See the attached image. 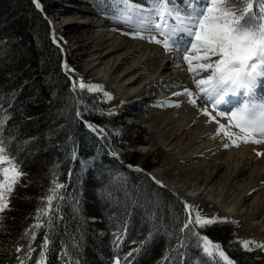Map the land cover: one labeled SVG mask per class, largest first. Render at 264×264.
Here are the masks:
<instances>
[{"label": "trees", "instance_id": "16d2710c", "mask_svg": "<svg viewBox=\"0 0 264 264\" xmlns=\"http://www.w3.org/2000/svg\"><path fill=\"white\" fill-rule=\"evenodd\" d=\"M261 2L254 0V11ZM97 3L92 0L99 8ZM16 7L22 21L0 20V120H5V145L25 175L10 194L9 209L0 214L5 218L0 222V264H16L14 257L23 259L29 244L34 251L26 264L38 261L40 251L44 264H114L117 257L129 264H224L218 255L205 257L187 229L181 231L188 216L183 201L134 170L135 153L121 164L111 154L110 140L99 138L76 117L77 98L49 22L33 0H18ZM25 42L30 47L24 53L19 45ZM81 98L89 122L110 134L121 130L119 117L101 110L95 96L81 92ZM33 145L41 146L40 154H31ZM53 180L64 187L57 189L59 198L49 207L46 197L52 194ZM121 199L127 204L120 205ZM43 207L48 211L37 220L36 210ZM202 231L236 264H264L257 252L246 251L233 240L232 223ZM45 235L47 247L41 248ZM17 246L20 253L14 251ZM135 248L140 251L129 257Z\"/></svg>", "mask_w": 264, "mask_h": 264}, {"label": "snow or ice", "instance_id": "6c2138e0", "mask_svg": "<svg viewBox=\"0 0 264 264\" xmlns=\"http://www.w3.org/2000/svg\"><path fill=\"white\" fill-rule=\"evenodd\" d=\"M33 2L38 9L42 10L39 0H33ZM186 2L189 4L188 8H179L176 0H152L151 7L148 9L133 4L118 14L112 15L111 19L135 28V31L127 33L133 38L140 37L155 41L162 44L165 49L175 46L182 52V59L187 63L189 73L194 76L203 73L200 79L195 80L197 92L184 87L182 91L174 92L172 95L188 97L189 102L196 105L197 94H199L198 98L205 102L200 111L206 117L216 121L219 125L217 131L224 132L232 145L238 146L241 141L264 143V94L258 92L264 83V2L260 3L258 12L254 11V0H242V2L204 0L203 6H199V0H186ZM152 32H159L164 39L159 40L155 36L144 35ZM178 36L179 39H177ZM52 40L59 46L60 41L57 40L54 31ZM194 61L201 62L194 64ZM62 68L68 74L75 72L67 62L63 63ZM69 79L72 89L75 90V80L71 75ZM79 88L96 92L102 89V85L85 84L81 79ZM104 96L108 99L112 98L111 93L104 92ZM229 97H239L240 102L235 107L224 108L223 106L229 103ZM174 103L178 105L180 101L177 99ZM213 111H217L219 117H227L228 123L239 129V134L226 130V125L216 119ZM75 115L80 118L82 114L77 110ZM83 123L99 138L108 140L103 127L88 121ZM4 124L5 120H0V214L9 209L10 194L19 178L25 175L19 169L20 162L5 145ZM223 147L227 149L229 144L225 143ZM111 154L117 155L114 150ZM256 155H264V152H257ZM74 158L75 153H73ZM129 167L133 166L129 165ZM137 171L142 169L137 168ZM151 179L155 184L163 186L156 177L151 176ZM53 184L55 186L51 189L52 194L46 197L49 207L54 199L59 198L55 195L57 189L64 187L55 180ZM184 208L193 209L194 206L185 202ZM47 211L48 207L38 208L37 220ZM4 219L0 215V222ZM223 222H227L226 217H205L199 211H195L193 216L190 212L182 223L181 231L187 229L190 238H194L195 247L205 257L214 258L218 255L224 264H236L229 258L219 242H214L208 235H202L196 230L197 226L204 230ZM47 226L52 227V217L48 218ZM36 227L39 225L37 224ZM28 235L31 238L34 232ZM47 243L48 237L45 235L40 247L46 248ZM143 243L141 242L142 245ZM242 245L249 251L252 250L250 245L264 250V243L256 241L244 240ZM183 247L185 245L181 244V248ZM14 251L20 253L21 247H15ZM33 251L29 244L25 247L23 259L20 256L14 257L16 264H26ZM139 251L140 248H135L128 253V256ZM39 257L40 259L33 261L32 264H44V251L39 252ZM115 264H121L119 257L115 259ZM124 264H129V261L125 259ZM216 264L220 262L217 261Z\"/></svg>", "mask_w": 264, "mask_h": 264}, {"label": "rangeland", "instance_id": "374dc122", "mask_svg": "<svg viewBox=\"0 0 264 264\" xmlns=\"http://www.w3.org/2000/svg\"><path fill=\"white\" fill-rule=\"evenodd\" d=\"M3 3L0 4V20H4L5 22L9 23H15L18 21H22L24 17L21 15L20 10L17 9V1L18 0H2ZM40 1V0H39ZM45 4V9H38L44 16V18L49 22L50 25V30H51V38H52V33L54 31L55 35L57 38H62V39H67L69 41V49L70 51L66 54L62 47L59 44V47L61 48L63 55L65 56L63 63L67 62L69 66L75 70L73 73L76 79V88L73 90L76 98H77V110L82 114L81 116L86 119L85 111L82 105V98H81V92H86L89 93L95 98H97V102L99 103V107L101 110H103L105 113L110 115H116L119 117L120 121V131H116L113 134H110L108 131H104L107 134L108 139L111 142L112 148L117 151V160L121 164H125L128 162V156L130 154L135 153L137 157V163L133 167L134 170L137 171V168L142 169V171H137V172H143L146 173L150 178L152 175L151 171L161 165L165 158L168 156V150L166 147L163 145H159L156 149H154L150 153H146L144 145L148 143V140L150 137H156V136H163L164 138L167 137V134L171 133L174 129L171 128L172 125H163L162 121L163 118L161 117L163 114L168 113L171 114L172 116V121H181L184 118H197L198 112L194 111V109L190 106V102L186 101L185 96H180V97H175L172 95L174 92H180L184 87H189L190 85V79L189 77L193 78L194 82L197 79H200L203 75V73L199 75H193L192 73H189L188 71V65L185 61L182 59V52L178 51L175 46H171L169 49H165L162 44L156 43L155 41L140 38V37H135L132 39L134 40H139L143 43H146L150 46L157 47V49L160 50L161 57L169 55L171 52H174L179 56L178 63L172 65L170 68H165L162 72L163 74H159L161 77L158 81L157 84H155L154 93L149 94L150 97V102L144 101L143 103V92L141 91L142 87L140 84L135 85L136 87L130 86V82L134 78H130L129 76H125L123 70L124 68L128 67L129 63H124L120 65V69L117 73H113L114 69L118 66L117 64H114V58L112 56L110 57H105L101 58V56L107 52V47L102 46L98 47L95 46L96 43H93V46L90 48H82L80 47L81 44H87L90 40H84L82 42H77L76 38H73L74 35V30L76 28L79 29H84L83 27H86L89 22L96 21L97 18H94L91 15L85 16L83 13L76 12V9H74V3L72 4L73 1L75 3L80 2L83 5H86L92 10H95L97 14L98 11L101 12V16L105 19L107 24H110V26L113 28V30H110L108 28L101 27L99 28H92L90 29V32L101 35V37L106 40L111 38L110 41L113 39H119L120 41L128 37L127 33H130L132 31H135L136 29L133 27H130L128 24L121 23V22H116L115 20L111 19V16L114 14H118L119 12L123 11L126 7H128V2L127 0H95L98 1L97 4L100 3V7L97 8L96 5L92 4V0H41ZM148 5V7L141 6L137 3L138 6L143 7L144 9H148L151 7L152 0H144ZM177 5L179 8H188L189 4L186 2V0H176ZM238 2H242V0H238ZM96 3V2H94ZM204 5V0H200L199 6ZM98 11H97V10ZM100 15V14H99ZM93 18V19H92ZM120 23V24H117ZM117 28H120L123 30V34L117 35ZM89 30V29H87ZM151 34H155L157 39L163 40L164 37L160 35L159 32H152ZM150 34V35H151ZM144 35H149V33H145ZM115 36V37H113ZM128 37V38H129ZM180 37L178 36L177 39ZM56 44V43H55ZM18 45V44H17ZM16 47V46H15ZM20 49L22 52H28L30 43L25 42L23 45H19ZM149 54V52H148ZM194 54V53H193ZM99 56V57H98ZM136 57H140V54L137 55ZM134 57L131 59L132 61L135 60ZM211 59H215V57H211ZM130 61V60H129ZM101 62V63H100ZM201 61H194L193 63H199ZM131 63V62H130ZM87 68V73H81L77 69L79 67ZM89 69V70H88ZM180 72H183L185 76H187L186 80H183L182 78L176 82V81H171L175 80V78L179 75ZM68 77L70 74L66 73ZM113 74V75H112ZM194 76V77H193ZM143 77H147V74H143ZM83 79L85 84H100L102 85V89L98 90L96 92L88 91L87 89L81 90L79 88V83L80 80ZM185 79V78H184ZM42 80H45L43 77ZM163 80H166L163 82ZM29 80H25L27 82ZM170 81V82H169ZM189 82V83H188ZM168 83H171L168 85ZM72 84V83H71ZM195 85V83H194ZM264 88V83L261 85ZM110 88L116 89L115 92L118 94L119 100V108L120 109H111V104H110V99L106 98L104 96V92L108 93V90ZM195 91H197L196 87ZM147 90H152V87L148 88ZM166 90H169V93H165ZM171 90V91H170ZM193 91V92H195ZM140 94L138 95L137 98L134 99H129L131 95L134 93ZM264 94V93H263ZM147 95V94H145ZM198 97V94H197ZM158 98H164L168 99L169 103H166L164 106H154L155 103H157ZM112 99V98H111ZM136 99V100H135ZM180 100L181 103L180 105H174L173 101L175 100ZM137 102V104L140 105L139 109H130L134 104ZM134 103V104H133ZM189 103V104H188ZM205 103V102H204ZM164 104V103H163ZM131 105V106H130ZM168 106V107H167ZM170 106H174V108H171ZM182 107V111L178 112L175 111L178 109V107ZM165 107V108H163ZM235 107V106H232ZM209 108L211 110V107L209 105ZM231 108V107H227ZM147 110H150L148 112L149 114L147 116L150 117L149 120L144 121L142 119V115H145V112ZM144 113V114H143ZM213 115L216 116V119L219 120L220 123H224L226 125V130L232 131L234 133L239 134V129L235 128L234 125H230L228 123V118L227 117H219L217 114V111H213ZM200 116H204L200 115ZM24 118H26V115H23ZM209 117L205 116V119L207 120ZM81 119V117H80ZM211 122H216L215 120H211ZM210 120L206 121V126L202 127L203 130H205L207 127L211 125ZM190 129H187L185 132L182 134H179L176 139L173 141L176 143L180 144H186L191 141L192 135L187 132ZM161 132V133H160ZM214 140L218 141L217 144H220L222 149L226 152H229L231 150L234 151H241L246 144H250L251 146H264V143L262 144H254L251 142L245 143L241 141L238 146L234 145H229V147L226 149L223 147L225 143H228L229 137L224 134V132H218L214 136ZM131 138V139H130ZM130 139V143L128 144V140ZM136 139L139 141H142L141 144L136 145L134 142H136ZM125 143V144H121ZM31 151V154L35 153H41V146H36L33 145V148ZM121 153V155L119 154ZM259 158H261V155H258ZM44 159H42V162L44 163ZM149 166L148 169L145 167ZM8 166V165H4ZM150 174V175H149ZM177 174L176 168L172 167L167 174L163 176L164 183H162V187H165L172 191L179 199H181L184 202V199L176 192V190L173 189H179L178 187L179 183L175 179ZM174 178V179H173ZM171 183V184H170ZM214 191L213 193H216L215 188L212 189ZM15 196H19V194H15ZM121 199L120 201H122ZM264 187H259L252 191L251 193L245 195L242 199L243 203L245 206L254 208L255 206H264ZM120 205L127 204V201H122L119 203ZM208 204L206 201H201L198 202L197 204L193 205L194 208L191 209L192 212L187 209L188 214L191 212L192 215L194 216L195 211H199L202 216L205 217H218L222 218L218 215H214L216 212H218L216 209H213L211 207H206ZM227 222H230L233 224V240H236L240 243L241 247L245 249L242 245V242L244 240H250V241H256V239H253L252 237L247 236L244 233L239 232V221L235 219H227ZM197 228H199L197 226ZM201 230V229H200ZM251 251L249 252H257L258 255L261 257V259L264 261V250H259L255 247V245H250ZM124 261V260H123ZM123 261L121 260V264H123ZM115 264V263H114Z\"/></svg>", "mask_w": 264, "mask_h": 264}, {"label": "bare ground", "instance_id": "6f19581e", "mask_svg": "<svg viewBox=\"0 0 264 264\" xmlns=\"http://www.w3.org/2000/svg\"><path fill=\"white\" fill-rule=\"evenodd\" d=\"M39 3L42 5V9H45V4L41 0ZM73 3L75 4L74 9H76V12L83 13L85 16L91 15L97 18L96 21L89 22L86 27H83L84 29L76 28L73 38H76L77 42L90 40L87 44H81L80 47L82 48H90L93 46L94 42L96 43L95 46H106L107 52L104 53L101 58L110 56L114 58V64L118 63V66L114 69L113 73L119 71L121 64L128 62V67L123 70L125 74L123 78L129 75L130 78H134L129 85L133 88L139 84L143 86L141 90L144 91L145 89L142 94L144 95L142 98L143 103L144 101L145 103L150 102L149 99L151 96L149 94L154 93L153 86H155L161 78L159 74H163L162 71L165 68H170L172 65L178 63L179 56L171 52L169 55L161 57L160 50L157 49V47L150 46L139 40H134L129 37V35H127L129 38L125 37L121 41L119 39L110 41L111 38L104 40L101 35L94 33V31L91 33L90 29H100L104 27L113 30L110 24H107L101 14H97L95 10L90 9L80 2L75 3V1H73L72 4ZM133 4L135 3L128 2V7ZM135 5L140 7L137 4ZM121 34H123V30L117 28V35L119 36ZM151 35L157 37L155 34ZM57 40L60 41V46L67 54L70 51L69 41L67 39L61 40V38H57ZM139 54L140 57H136ZM134 57L136 58L132 61L131 59ZM77 70L81 73H87V68H83V66L79 67ZM143 74H147V77H143ZM70 75L76 82L74 74ZM181 78L186 80L187 76H185L183 72H180L175 80L171 81L178 82ZM189 79L190 85L188 88L195 91V88H192L193 86L195 87V82L192 77H189ZM164 81L166 80H163V82ZM170 84L171 83H168V85ZM150 87H152V90H147ZM115 90L114 88L108 90V93H111L112 96L110 104L113 110L120 109L119 102H121ZM258 92L263 94L264 88L260 86ZM165 93H169V90H166ZM138 95L140 96V94L136 92L131 95L129 99L137 98ZM228 100L229 103L226 106H237L240 102L239 97H229ZM175 101H173V103ZM186 101L189 102V98H186ZM180 103L178 105H180ZM165 104L166 103L163 104V102H157L154 106L161 107ZM174 105L176 104L174 103ZM190 106L194 111L198 112L196 119H188L186 117L181 121H172L171 114H163L161 116L163 118L162 124L164 126L166 124L172 125L171 128L174 130L167 134L165 138L163 136H156L155 138L150 137L148 143L144 145L146 153L152 152L159 145H163L168 150V156L161 165L155 167L151 171L152 175L164 183L163 176L167 174L172 167H175L177 171L175 179L178 181V187L180 188L175 189L173 187V189L176 190L185 202L195 205L198 202L206 201L208 204L206 207H211L218 211L214 215H218L222 218L226 217L228 220H238L240 227L239 232L256 239L257 243H264V206L257 205L254 208H250L245 206L242 201L245 195L259 187H264V155H261V158L256 155L257 152H264V146L260 144V146L246 144L241 151H224L221 145L217 144L218 141L214 140V136L218 133L217 129L219 125L216 122H211V119L208 118L211 125L205 130L202 129V127L206 126L205 122L208 121V119H205V115L200 116L203 115L200 108L204 106V101L197 97V104L192 105L190 103ZM139 107L140 105L136 102L130 109H139ZM175 111L181 112L182 107H178ZM148 112H150V110H147L145 115H142L144 121L150 119V117L147 116L149 114ZM187 129H190L187 132L192 135L189 143L180 144L173 141L179 134H182ZM228 144L232 145L230 139ZM119 154L121 155V153ZM213 188H215L216 193H213ZM189 210L192 212L191 209Z\"/></svg>", "mask_w": 264, "mask_h": 264}, {"label": "water", "instance_id": "95a60500", "mask_svg": "<svg viewBox=\"0 0 264 264\" xmlns=\"http://www.w3.org/2000/svg\"><path fill=\"white\" fill-rule=\"evenodd\" d=\"M80 112H81V111H80ZM81 120L86 121V119H84L82 116H81Z\"/></svg>", "mask_w": 264, "mask_h": 264}]
</instances>
